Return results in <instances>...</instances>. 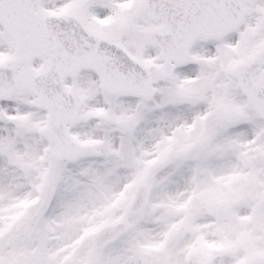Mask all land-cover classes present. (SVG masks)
<instances>
[{"label": "snow or ice", "instance_id": "obj_1", "mask_svg": "<svg viewBox=\"0 0 264 264\" xmlns=\"http://www.w3.org/2000/svg\"><path fill=\"white\" fill-rule=\"evenodd\" d=\"M0 264H264V0H0Z\"/></svg>", "mask_w": 264, "mask_h": 264}]
</instances>
